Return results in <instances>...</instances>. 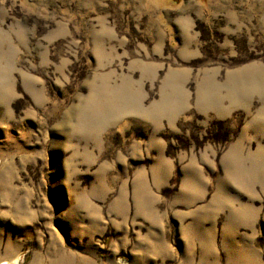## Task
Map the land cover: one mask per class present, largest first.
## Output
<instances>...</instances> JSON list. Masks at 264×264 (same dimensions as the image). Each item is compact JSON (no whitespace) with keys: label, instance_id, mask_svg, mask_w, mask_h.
Returning <instances> with one entry per match:
<instances>
[{"label":"rangeland","instance_id":"rangeland-1","mask_svg":"<svg viewBox=\"0 0 264 264\" xmlns=\"http://www.w3.org/2000/svg\"><path fill=\"white\" fill-rule=\"evenodd\" d=\"M264 264V0H0V264Z\"/></svg>","mask_w":264,"mask_h":264},{"label":"bare ground","instance_id":"bare-ground-1","mask_svg":"<svg viewBox=\"0 0 264 264\" xmlns=\"http://www.w3.org/2000/svg\"><path fill=\"white\" fill-rule=\"evenodd\" d=\"M3 264H9L8 262H4Z\"/></svg>","mask_w":264,"mask_h":264}]
</instances>
